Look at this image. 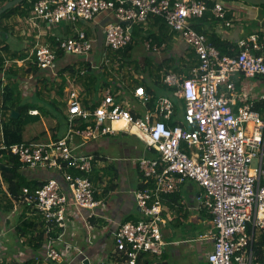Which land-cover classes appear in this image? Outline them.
Masks as SVG:
<instances>
[{
  "label": "built area",
  "instance_id": "obj_1",
  "mask_svg": "<svg viewBox=\"0 0 264 264\" xmlns=\"http://www.w3.org/2000/svg\"><path fill=\"white\" fill-rule=\"evenodd\" d=\"M208 7L206 0H37L34 3L29 20L35 24L37 20L50 25L61 20L94 21L106 13L100 64L111 65L113 73L120 69L122 61L109 54L132 43L135 25L152 17H160L170 29L180 33L198 61L189 76L163 68L167 69L164 84L176 87L178 96L185 101L184 113L175 125L168 123L177 112L171 96H159L154 106L148 108L151 95L144 85H137L135 104L143 111L138 113L129 99L117 100L111 87H107L97 107L90 109L83 104L79 90L74 89L75 83L69 80L72 83L67 93L69 129L64 137L51 143L0 146V150L8 149L18 155L27 167L63 170L68 182V187L63 188L58 180L51 178L34 193L24 188L22 201L35 202V208L49 224L48 231L64 228V232L56 237L51 235L46 241L47 259L61 262L77 256L80 263L86 264L87 260V264H95L83 248L64 240V234L71 206L80 214L84 208L88 209L87 217H90L100 202L90 178L66 172L62 162L69 161L81 171H91L90 156L78 150L72 134L81 135L85 143L102 134L124 131L138 136L156 152L155 156L138 158L144 187L135 191V196L142 217L121 222L113 233V253L124 264H139L146 254L164 253L167 242L162 232V201L188 179L203 187L202 206L212 216L215 226L208 264H264V114L255 107L249 86L243 83L245 78L264 77L263 43L253 33L238 41L239 49L234 54H222L192 24V19L203 16ZM213 11L221 22L232 25L222 3H215ZM97 39L95 32L89 34L86 29L66 38L56 36L54 40L43 39L38 34L32 53L41 67H53L59 50L80 59L91 58L98 48ZM144 45L157 53L167 47L166 42L159 44L148 38L144 39ZM101 65L93 64L103 69ZM140 75L144 77L137 73L135 77ZM263 98L264 95L259 100ZM89 119L94 124L81 128ZM254 159L257 163L252 167ZM84 217L91 241L95 226ZM59 242L62 248L56 246ZM97 262L114 264L107 259Z\"/></svg>",
  "mask_w": 264,
  "mask_h": 264
},
{
  "label": "crops",
  "instance_id": "obj_2",
  "mask_svg": "<svg viewBox=\"0 0 264 264\" xmlns=\"http://www.w3.org/2000/svg\"><path fill=\"white\" fill-rule=\"evenodd\" d=\"M206 1L209 6L206 12H211L213 18L202 25L203 29H208L210 32L215 31L224 41H230L233 44H238L240 39L257 33L264 48V4L253 5L244 0ZM217 2L226 7L232 25L227 26L214 17L213 7ZM23 13V10L19 9L0 20V146L20 142L51 143L66 135L69 128L66 118L68 115L67 93L68 87H71L72 83L66 84L61 93L59 70L68 63L75 64L81 60L77 55L65 52L61 57H58L53 67L44 68L38 64L36 56L32 53V48L38 34L43 39L54 40L56 36L66 38L89 27L94 29L93 32L97 35V25L102 24L108 18L104 13L91 22L81 20L80 23H77V21L66 20L62 23L63 20H61L50 25L44 20H37L36 24L35 22L31 23L29 20L31 13L27 16H24ZM202 17L204 16L200 18ZM159 22V17H152L149 22L140 24V27L146 31L150 28L154 33L157 32L156 35H160L162 32L158 27ZM78 25H82V27ZM103 25H101L102 28ZM55 29L61 31L62 34ZM145 38L147 37L141 38L144 51H138L137 55L147 53L153 66L150 71L143 74L144 77L138 76L139 80L147 79L148 83L149 80H153L155 83L158 81L164 85V73L167 69L162 67L176 70L183 76L191 74L192 67L198 62L197 56L180 33L172 32L171 37L165 35L164 42L167 43L169 52L167 50L161 53L147 51L144 45ZM133 45L134 54L136 46ZM5 47L7 49H4ZM137 55L135 54V56ZM36 66L37 72L31 70ZM151 75H154V79L150 77ZM262 84H264V77H256L254 83L248 85L250 96L255 102L264 95ZM237 85L239 91L240 83L238 82ZM165 87L167 91L160 94L171 96L173 99L176 96L175 98L180 101L177 104L174 99L177 112L172 116L173 119L171 118L177 122L184 113L185 101L178 96L176 87L171 86L173 90L175 88L174 94L168 89L169 86ZM75 88L81 92L83 87L75 84ZM82 141L81 138L74 135V143L79 146L80 152L96 156L93 183L97 188V198L101 202L96 211L102 214L100 219L103 225L95 226L92 229V241L90 242L87 225L82 219L83 213L87 212H83L81 215L71 206L64 240L85 249L90 259L96 262L98 259L109 257L114 252L113 233L121 222L135 221L142 217L143 214L135 196V191L141 189L143 185L137 164L139 157L151 153L147 150L146 144L141 145L120 138L117 133L88 141L83 145ZM0 162L5 164L7 158L1 155ZM6 168H8L7 165ZM20 173L26 181L32 183H43L49 177L64 179L58 170L44 168L23 166L20 168ZM2 174L0 168V182L5 181ZM8 191L9 189L3 187L0 189V226L5 227V232L16 233V245L12 249V254H8L2 242V236L5 235L0 230V264H24L31 259H34L35 264H47L46 259L39 258L40 256L35 254L32 246L25 242L24 237L19 240L16 227L23 218L31 216L29 213L31 210L27 205H24L22 200L18 203L14 199L11 200L9 195L6 196L5 192L7 194ZM202 192L203 187L199 182L188 179L181 184L178 191L168 194L170 197L164 196L162 232L167 242L165 251L161 256L146 254L141 258L139 264H208L207 256L213 249L211 235L208 239L207 236L201 237L198 233L191 236L175 233V230L184 222L197 225L210 224L215 229L212 216L202 206L200 199ZM15 210H19L18 213ZM17 215V220L14 223L13 218ZM56 246L62 248V242ZM74 258L56 262V264H79L80 258L77 256ZM48 262L52 264L50 260Z\"/></svg>",
  "mask_w": 264,
  "mask_h": 264
},
{
  "label": "trees",
  "instance_id": "obj_3",
  "mask_svg": "<svg viewBox=\"0 0 264 264\" xmlns=\"http://www.w3.org/2000/svg\"><path fill=\"white\" fill-rule=\"evenodd\" d=\"M9 0H0V7L3 6L6 2ZM37 0H24L10 9L6 10L4 13L0 15V20L10 16L11 14L19 11V9L23 10V15L27 16L29 15L32 10L34 3ZM204 17L200 18H194L192 19V24L193 26L199 31L204 34H206L209 37V40L212 44H214L219 50L221 51L222 54H234L235 51H238V45L233 44V42H228L224 41L223 38L217 33V32H210L208 29H203L202 25L206 23V21L210 18H213V15L211 12H205L203 15ZM219 22H221L220 18H217L214 16ZM230 17V14L227 12V18ZM82 19L77 20V23H80ZM159 25L158 27L160 28V32H162L160 35H156L150 28L146 31L143 28L141 29L138 28V26L135 25L132 35L133 39L137 40L140 37L146 36L148 39H151L153 42L157 43H162L166 39L164 38L165 35H168L171 37L172 32H177L172 29H168L169 27L167 24L159 17ZM75 22V21H72ZM91 22V21H89ZM149 22V21H148ZM55 24V23H51ZM91 26V25H90ZM89 34H93V30L91 28H85ZM143 35V36H142ZM54 37V36H53ZM56 38V37H54ZM146 39V38H145ZM2 43V42H1ZM134 43H130L127 47L112 51L109 55L112 57H119L120 60L122 61L120 64V69H115V73H113V68L111 65H106V64H100V58L102 56V48L99 49L97 48L96 52L91 53V58L89 59H80L81 61L75 64H70L68 63L66 66L60 68V73H61V79L59 81V90L61 93L63 92L66 84H69V80H72L77 86L83 87L82 91L80 92V96L82 97V102L83 104L90 108L94 109L97 107V105L100 103V100L102 99L103 93L107 87H111V89L114 91V93L117 96V100L120 99H129L132 102V105L134 106V111L141 113L143 112L140 110L135 102H138V98H135L134 96V89L137 85L142 84L145 86L147 93L152 96V98L147 102V107H153L155 104L156 99L162 95L158 94L156 90L148 83L147 79H142L139 80V78L135 77V74H145V72L150 71V69L153 66V63L151 62L150 58L148 57L147 53H143V55H137L133 54V45ZM168 45L165 49V51L168 50ZM4 49H7L6 47ZM147 50V49H146ZM147 51H152L151 49ZM164 51V52H165ZM154 52V51H152ZM65 52L63 50H59L58 57H61ZM156 53V52H155ZM257 53H260L257 52ZM146 54V55H145ZM80 58V57H79ZM93 64L96 65H101L103 69L96 68L93 66ZM169 66V65H167ZM85 67V68H83ZM164 68V67H162ZM168 68V67H167ZM37 66L33 70L34 72H37ZM84 69V73H81V70ZM157 84L161 85L163 87V91H167L166 87L167 85H162L157 81ZM159 86V87H161ZM168 87V86H167ZM172 93L174 94V90L172 89L171 86L169 88ZM65 93V92H64ZM173 96V95H172ZM176 97V96H175ZM175 101L177 104H179V100L175 98ZM119 98V99H118ZM255 107L259 110H261L264 114V98L263 100H259L255 102ZM67 121H68V115H67ZM173 119V118H172ZM170 119L168 121L169 125H175L177 122L175 120ZM88 124H94L92 119H89L87 123H84V125L80 126L81 128L86 127ZM69 129V128H68ZM67 129V132H68ZM66 132V134H67ZM109 134H115V133H109ZM73 136H77V138H81L82 136L79 134H72ZM108 134H102L96 139H90L91 140H97L103 136H106ZM83 140V139H82ZM88 142V141H86ZM82 143L83 144H86ZM22 143H36V142H22ZM147 147V146H146ZM147 150L150 151L151 154L147 156H155L156 152L154 150H151L150 148L147 147ZM83 153V152H82ZM90 156L91 161H92V169L91 171H81L80 169L72 166L69 161L65 162V165L63 166V169L66 172L71 173L72 175L75 176H86L89 177L90 180L93 182V168H94V162L96 160V156L94 154H89V153H84ZM3 155L7 158V162L4 164L0 162V168L1 172H3L2 177H4L3 182H0V189L3 187L5 189H9V193L5 192V195H9L11 197V200L14 199L18 203L21 202L22 198L24 197V188L27 187L31 191V193H34L39 187H41L44 183H46L49 179L54 178L58 180V182L62 185L64 188L65 186L68 187V182H66L65 178L63 180H59L55 177H49L46 179L43 183H32L28 182L25 180L24 176L20 173V168L25 166L22 161L20 160V157L16 154H13L10 150L8 149H1L0 150V156ZM6 165L8 168H6ZM139 168V164H137ZM59 172H63V170H58ZM141 174V172H140ZM142 176V183H143V175ZM7 182V183H6ZM144 185H142V188ZM95 188V194L97 195V188ZM165 197H170L168 194L165 195ZM164 197V198H165ZM98 199V198H97ZM24 205H27L29 210H31L30 217L23 218L21 222L17 225L16 227V232L19 237V240H21L23 237L25 238V242L29 243L32 246V249L34 250L35 254L37 256H40L39 258H44L47 261L46 256V250H45V243L49 239V236H58L59 233L64 232V228H56L51 229L49 232V224L47 221L43 218L42 214H40L35 208V202L29 203V202H23ZM101 204V203H100ZM100 206V205H99ZM83 212H87L86 214ZM84 214V218H86L89 214V210L81 211V214ZM99 217V218H97ZM102 217V214L98 211H96L95 214H93L90 217H87V221L90 225L94 226H102L103 223L100 219ZM84 220V219H83ZM85 221V220H84ZM104 222V221H103ZM54 226V225H53ZM52 226V227H53ZM92 237V236H91ZM89 238V237H88ZM92 239V238H90ZM89 240V239H88ZM92 241V240H91ZM90 241V242H91ZM262 243H264V237H262ZM57 244V243H56ZM85 253L86 250L84 249ZM259 251V250H258ZM262 251V250H261ZM87 254V253H86ZM80 258V257H79ZM103 260L107 259L108 261H114V264H124L122 259L118 257L117 253H112L109 257H104L102 258ZM101 259V260H102ZM100 260V259H98ZM98 260H96L95 264H97ZM52 264H56V261L50 260ZM24 264H35L34 259L27 260L24 262ZM79 264H83L80 263ZM94 264V263H93Z\"/></svg>",
  "mask_w": 264,
  "mask_h": 264
},
{
  "label": "rangeland",
  "instance_id": "obj_4",
  "mask_svg": "<svg viewBox=\"0 0 264 264\" xmlns=\"http://www.w3.org/2000/svg\"><path fill=\"white\" fill-rule=\"evenodd\" d=\"M66 22V20H63L62 23ZM79 27H82V25H78ZM141 25H138V27H140ZM56 31H58V33L62 34L61 31H59L58 29H55ZM143 39V37H142ZM134 44L136 46V48L134 49V54L137 55L138 51H144L143 47H142V42H141V38L137 39L134 41ZM150 77H152V79H154V75H151ZM255 78H245V80L243 81L244 84L246 85H250L251 83H254ZM149 83L153 86L154 90H156V92H158V94L160 93H165L163 92V87L157 83H155V81L153 80H149ZM161 86V87H159ZM264 88V84H262L261 88ZM69 89V88H68ZM118 136L120 138L123 139H127L129 141H133L136 142L138 144H145V142L143 140H141L138 136L132 134V133H124V131L118 132L117 133ZM38 143V142H37ZM16 144V143H15ZM257 163V159H254L252 161V167H254ZM62 165H65V162H62ZM44 169H50V167H42ZM19 210H15V212L18 213ZM17 216H15L13 218V222L15 223L17 220ZM5 227L0 226V230L1 232H4V237L2 236V242H3V246L6 247L5 249L7 250L8 254H12V249L13 247L16 245V233L10 231V232H5L4 231ZM214 228H212V226L210 224H206V225H197L194 223H189V222H184L180 225V227L178 229L175 230V233H177V235H192L194 233H198V235H200L201 237H205L207 236L208 239H210V235L212 233ZM195 231V232H194ZM206 233V234H205ZM196 248V247H195ZM47 264H51L50 262H46Z\"/></svg>",
  "mask_w": 264,
  "mask_h": 264
},
{
  "label": "water",
  "instance_id": "obj_5",
  "mask_svg": "<svg viewBox=\"0 0 264 264\" xmlns=\"http://www.w3.org/2000/svg\"><path fill=\"white\" fill-rule=\"evenodd\" d=\"M24 0H9L7 3H5L1 8H0V15L2 13H4L6 10L10 9L11 7H13L14 5L22 2ZM248 3H251L253 5H260V4H264V0H244ZM108 20V18L106 20H104V22H102V24H105V22ZM125 24H127L128 22L125 21ZM97 25V35H98V39H97V46L99 49H101V47L103 46V40H104V36H103V29L101 27V25ZM86 264L88 263V261H85Z\"/></svg>",
  "mask_w": 264,
  "mask_h": 264
},
{
  "label": "clouds",
  "instance_id": "obj_6",
  "mask_svg": "<svg viewBox=\"0 0 264 264\" xmlns=\"http://www.w3.org/2000/svg\"><path fill=\"white\" fill-rule=\"evenodd\" d=\"M106 23V22H105ZM138 26V25H137ZM103 29V28H102ZM134 29V28H133ZM133 31V30H132ZM133 41H134V39H133ZM104 42V41H103ZM103 47V46H102ZM101 47V48H102ZM51 170H56V169H51ZM62 173V176H63V172H61ZM64 177V176H63ZM94 184V183H93ZM143 185H144V183H142ZM142 189V188H141ZM96 193V192H95ZM170 194V193H169ZM95 197L97 198V195L95 194ZM98 201L100 202V200L98 199ZM101 203V202H100ZM83 210H88V209H86V208H84Z\"/></svg>",
  "mask_w": 264,
  "mask_h": 264
}]
</instances>
